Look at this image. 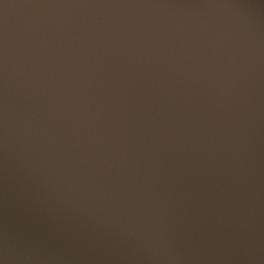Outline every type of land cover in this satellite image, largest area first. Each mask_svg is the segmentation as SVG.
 Masks as SVG:
<instances>
[{
  "label": "water",
  "instance_id": "obj_1",
  "mask_svg": "<svg viewBox=\"0 0 264 264\" xmlns=\"http://www.w3.org/2000/svg\"><path fill=\"white\" fill-rule=\"evenodd\" d=\"M0 264H264V0H0Z\"/></svg>",
  "mask_w": 264,
  "mask_h": 264
}]
</instances>
